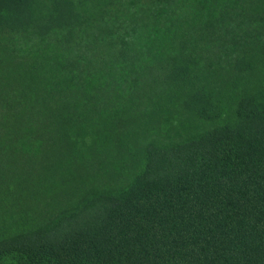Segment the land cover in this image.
I'll list each match as a JSON object with an SVG mask.
<instances>
[{"label": "trees", "instance_id": "16d2710c", "mask_svg": "<svg viewBox=\"0 0 264 264\" xmlns=\"http://www.w3.org/2000/svg\"><path fill=\"white\" fill-rule=\"evenodd\" d=\"M0 264H264V0H0Z\"/></svg>", "mask_w": 264, "mask_h": 264}]
</instances>
